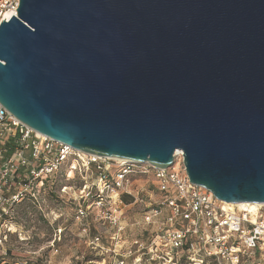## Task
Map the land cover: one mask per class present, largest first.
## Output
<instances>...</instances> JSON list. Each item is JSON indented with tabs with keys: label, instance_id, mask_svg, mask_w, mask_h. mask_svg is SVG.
Returning <instances> with one entry per match:
<instances>
[{
	"label": "water",
	"instance_id": "95a60500",
	"mask_svg": "<svg viewBox=\"0 0 264 264\" xmlns=\"http://www.w3.org/2000/svg\"><path fill=\"white\" fill-rule=\"evenodd\" d=\"M0 25V103L99 156L264 204V0H20Z\"/></svg>",
	"mask_w": 264,
	"mask_h": 264
},
{
	"label": "built area",
	"instance_id": "2783aa9c",
	"mask_svg": "<svg viewBox=\"0 0 264 264\" xmlns=\"http://www.w3.org/2000/svg\"><path fill=\"white\" fill-rule=\"evenodd\" d=\"M19 5L0 0V25ZM47 190L69 195L78 220L115 227L118 264H264V205L250 211L218 200L190 180L182 151L169 167L87 153L32 129L0 103V264L8 263L17 212L25 203L42 212ZM130 207L143 215L137 224L147 241L126 237Z\"/></svg>",
	"mask_w": 264,
	"mask_h": 264
},
{
	"label": "rangeland",
	"instance_id": "374dc122",
	"mask_svg": "<svg viewBox=\"0 0 264 264\" xmlns=\"http://www.w3.org/2000/svg\"><path fill=\"white\" fill-rule=\"evenodd\" d=\"M153 182L156 183V179ZM24 208L15 217L17 224L13 229L17 231L10 234L7 264H118V259H114L115 227L102 228L91 217L88 222L78 220L76 203L69 195L47 190L42 199V212L27 203ZM127 212L125 235L128 240L139 237L147 241L145 227L137 224L143 220V215L133 207ZM85 223H89L88 232L83 230ZM95 236L101 237L99 245L91 244Z\"/></svg>",
	"mask_w": 264,
	"mask_h": 264
},
{
	"label": "bare ground",
	"instance_id": "6f19581e",
	"mask_svg": "<svg viewBox=\"0 0 264 264\" xmlns=\"http://www.w3.org/2000/svg\"><path fill=\"white\" fill-rule=\"evenodd\" d=\"M177 153H181V151H177ZM264 204L262 203H256V202H240L238 203V206L242 209L250 210V211H256L260 209Z\"/></svg>",
	"mask_w": 264,
	"mask_h": 264
},
{
	"label": "trees",
	"instance_id": "16d2710c",
	"mask_svg": "<svg viewBox=\"0 0 264 264\" xmlns=\"http://www.w3.org/2000/svg\"><path fill=\"white\" fill-rule=\"evenodd\" d=\"M49 191H50V192H53L52 190H49ZM128 198H129L128 196L124 197L125 201L129 202V201H128ZM2 261H3V259H0V262H2Z\"/></svg>",
	"mask_w": 264,
	"mask_h": 264
}]
</instances>
